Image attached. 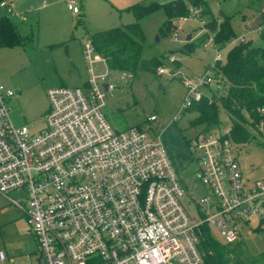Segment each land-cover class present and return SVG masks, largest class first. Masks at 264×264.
Segmentation results:
<instances>
[{
  "label": "built area",
  "instance_id": "1",
  "mask_svg": "<svg viewBox=\"0 0 264 264\" xmlns=\"http://www.w3.org/2000/svg\"><path fill=\"white\" fill-rule=\"evenodd\" d=\"M66 8L77 14V1L66 0ZM11 14V3L0 0V15ZM244 41L240 34L228 45ZM206 45L215 49L214 62L227 49L217 48L212 34ZM82 57L84 83L47 88L38 129L11 122L7 101L14 92L0 83V194L24 215L36 244L34 263L12 262L2 251L0 263L202 264L205 229L214 228L223 243H233L238 224L264 219V178L243 175L236 153L244 144L231 139L229 126L201 127L187 142L207 193L186 197L158 135L148 133V124L158 122L156 114L147 115L145 125L112 127L103 107L114 88L108 82L113 71L87 37ZM174 59L169 55L168 62ZM212 67L179 72L185 88L181 110L215 84ZM156 72L165 73V67ZM117 73L120 80L128 74ZM254 131L264 141L262 122ZM12 191L22 198L8 197Z\"/></svg>",
  "mask_w": 264,
  "mask_h": 264
},
{
  "label": "rangeland",
  "instance_id": "2",
  "mask_svg": "<svg viewBox=\"0 0 264 264\" xmlns=\"http://www.w3.org/2000/svg\"><path fill=\"white\" fill-rule=\"evenodd\" d=\"M150 1L162 5L171 0H80L83 11L78 9L77 14L66 9L65 0H13V11L17 6L21 14L10 17L23 43L0 47V83L14 92L7 101L11 122L15 126L28 125L38 129L48 105L46 89L55 85L82 86L84 83L82 45L87 33L131 22L129 8ZM207 7L209 14L206 16H200L198 9L190 7L188 17L171 19L172 30L164 35H158V29L166 19L162 8L141 18L139 25L144 35L141 57L160 58L165 73L152 75L137 71L134 77L126 74L120 80L119 74L112 72L108 82L114 88L106 93L103 107L108 122L117 129L145 125L147 115L156 114L158 122L148 124V133L158 135L185 186L186 197L192 199L207 193L196 177L197 163L187 146L201 127L189 125L195 114L180 109L185 88L179 80V72L186 75L203 72L214 62L215 49L210 45H198L191 54H183L179 49L187 41L204 43V36L212 33L203 28L201 22L212 18L218 25L222 17H229L235 35L250 30L246 34L247 40L255 46L264 45V25L259 24L264 0H207ZM259 25L261 34L256 31ZM228 44L225 47L230 46ZM168 50L173 51L175 59L172 63L168 62L171 55H167ZM224 53L221 52L220 61L224 60ZM175 70V75L167 73ZM224 88V81L215 76V84L204 92L214 99ZM216 114L219 127L229 126L219 105H216ZM248 130L253 138L238 149L236 157L244 176L263 178L264 141L252 128ZM7 196L15 200L22 198L18 191L9 192ZM238 230V241L243 242L247 254L256 255L264 250V219L253 217L247 224H238ZM210 233L217 243L224 242L216 229L211 228ZM0 251L15 263L35 262L36 244L25 217L20 210L9 206L1 194Z\"/></svg>",
  "mask_w": 264,
  "mask_h": 264
},
{
  "label": "trees",
  "instance_id": "3",
  "mask_svg": "<svg viewBox=\"0 0 264 264\" xmlns=\"http://www.w3.org/2000/svg\"><path fill=\"white\" fill-rule=\"evenodd\" d=\"M190 7L198 9L200 16L209 14L207 0H171L162 5L154 1L139 3L129 8L133 18L131 22L88 32L87 38L96 52L105 59L111 71L128 73L131 78L137 71L155 75L157 68L163 63L157 57H141L144 35L139 20L162 8L166 19L158 29V35H164L172 30L170 20L188 17ZM220 19L218 25L212 18L203 23V27L212 33L213 44L217 48L225 46L235 36L229 17ZM206 37L207 35L203 40ZM22 43L13 20L0 15V47ZM198 45L201 43L187 41L179 51L191 54ZM212 71L224 81L225 88L214 99L213 96L204 95L186 108L187 112L195 114L189 125H200L203 128L218 125L216 105H219L229 122V136L234 142L245 144L253 138L249 127L255 130L258 123L262 122L264 128V45L255 46L249 40L230 45L224 53V60L213 62ZM199 245L203 256L202 264H264V250L256 255H249L243 242L237 240L219 244L206 229Z\"/></svg>",
  "mask_w": 264,
  "mask_h": 264
},
{
  "label": "crops",
  "instance_id": "4",
  "mask_svg": "<svg viewBox=\"0 0 264 264\" xmlns=\"http://www.w3.org/2000/svg\"><path fill=\"white\" fill-rule=\"evenodd\" d=\"M10 3H12L13 2V0H8ZM77 1V5H78V9H81V13H82V4H81V2H80V0H76ZM15 4V3H14ZM65 4H66V0H65ZM15 8V16H18V15H20L21 14V11L17 8V6H15L14 7ZM67 9V8H66ZM72 13V12H71ZM73 14V13H72ZM10 17V16H9ZM11 18V17H10ZM260 22H259V24L260 25H264V16H263V14L261 13V17H260ZM260 25L257 27L258 28V30H256V31H260L261 30V28H260ZM114 27V26H113ZM248 32H250V30H248L247 32H244V33H242V34H244L245 35V38H246V40L248 39V37L246 36V34L248 33ZM262 32L260 31V34H261ZM235 36H238V35H235ZM203 44V43H202ZM202 44H201V46H202ZM228 44V43H227ZM172 55V54H171ZM192 74H194V73H192ZM242 171V170H241ZM245 177H248V176H245ZM263 178H264V176H263Z\"/></svg>",
  "mask_w": 264,
  "mask_h": 264
},
{
  "label": "water",
  "instance_id": "5",
  "mask_svg": "<svg viewBox=\"0 0 264 264\" xmlns=\"http://www.w3.org/2000/svg\"><path fill=\"white\" fill-rule=\"evenodd\" d=\"M188 39V36H186V40ZM167 54H172L173 53V51L172 50H168L167 52H166ZM159 86V85H158ZM103 89H105V84H103Z\"/></svg>",
  "mask_w": 264,
  "mask_h": 264
}]
</instances>
